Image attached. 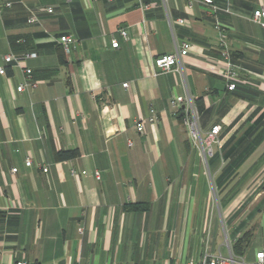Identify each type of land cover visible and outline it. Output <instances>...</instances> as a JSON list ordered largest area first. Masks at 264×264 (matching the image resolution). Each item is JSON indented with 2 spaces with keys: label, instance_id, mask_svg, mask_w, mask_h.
<instances>
[{
  "label": "crops",
  "instance_id": "0c3cea01",
  "mask_svg": "<svg viewBox=\"0 0 264 264\" xmlns=\"http://www.w3.org/2000/svg\"><path fill=\"white\" fill-rule=\"evenodd\" d=\"M6 1L0 264H170L203 254L253 263L264 250V28L250 18L264 0H212L216 12L203 0ZM217 24L238 73L233 91L218 72ZM63 35L74 43L60 62ZM182 42L192 46L180 71L152 76V60ZM10 53L35 57L5 64ZM24 68L37 84L17 92ZM176 96L199 108L203 138L220 126L211 155L191 143L170 106ZM62 150L79 155L54 161Z\"/></svg>",
  "mask_w": 264,
  "mask_h": 264
},
{
  "label": "built area",
  "instance_id": "2783aa9c",
  "mask_svg": "<svg viewBox=\"0 0 264 264\" xmlns=\"http://www.w3.org/2000/svg\"><path fill=\"white\" fill-rule=\"evenodd\" d=\"M89 2H94L96 0H87ZM195 0H187L188 5H191L192 2ZM202 4L209 7L210 11L216 12L217 7L213 4L212 0H203ZM11 3L6 0H0V7L8 8L10 7ZM47 13H51L52 9L47 8ZM250 20L259 25L260 27L264 28V7H260L253 11ZM37 22V18L35 16H31L28 18V23L34 24ZM177 23L182 24L183 20H177ZM217 28L219 30V43L217 46V50L220 54V57L224 61V66L218 70L219 74L222 76L225 82V88L228 91H233L236 88V79L238 76L236 66L231 61L230 52L228 46L226 44V33L220 24H217ZM119 35L123 39H127V32L124 29L119 31ZM58 43L62 46V49L65 54L70 51V46L74 43L72 37L68 35H63L58 37ZM117 40H111V47L117 48L118 47ZM192 44L189 42H182L179 47L175 48V51L171 54H164L155 57L152 60L151 66V73L152 76H158L161 74H165L171 71H180L179 60L181 57L188 54L191 49ZM34 53H26L21 56H16L12 53L7 54L3 57V62L5 64L15 63L17 65L21 64L22 61L26 58H34ZM0 75L5 76V68L2 66L0 67ZM37 82L32 80L31 70L28 68H24V80L22 83L16 88L17 92H21L22 90L28 88L33 90L36 87ZM126 87V84L122 85ZM170 106L174 110L175 114H180L182 118V122L186 128L188 133L189 139L191 143L199 148L204 156L211 155V146L213 144L218 143V135L220 133V126L213 125L209 131L207 132L206 136L203 138L201 135V131L198 124L199 113L198 110L193 102V100L188 96H176L170 99ZM151 116L148 118V122H155L156 118L153 114V111H150ZM144 121L140 120L135 123V129L137 132L141 133L143 131ZM25 166H31L30 158L25 160ZM46 168H42L43 172H46ZM13 174L17 172V168H11L10 170ZM71 176H77V172L75 170H70ZM82 175H86L85 171L81 172ZM94 178L96 180H100V173L98 171L94 172ZM79 233H82V228L78 229ZM16 264H25V263H16ZM170 264H264V250H261L255 254V261L253 263H246L243 260L237 261L232 256H221L218 255H208L203 254L197 260H187V261H175Z\"/></svg>",
  "mask_w": 264,
  "mask_h": 264
},
{
  "label": "trees",
  "instance_id": "16d2710c",
  "mask_svg": "<svg viewBox=\"0 0 264 264\" xmlns=\"http://www.w3.org/2000/svg\"><path fill=\"white\" fill-rule=\"evenodd\" d=\"M24 39V43L23 44H18V47H20L19 49H25L26 45V41L27 39L26 38H23ZM16 40H18L17 38H12L11 39V43L16 45L15 42ZM63 54H64V51L62 50V53L59 55V60L60 62H63ZM196 105V104H195ZM197 107V106H196ZM198 111H199V108H197ZM179 118H181V115L179 114L178 116ZM79 153L77 150H62V151H54L53 152V159L54 161H57V162H61V161H66V160H71V159H74L76 157H78ZM250 238V234L249 233H245L239 240L238 242L236 243V250H241L245 245L246 243L248 242Z\"/></svg>",
  "mask_w": 264,
  "mask_h": 264
}]
</instances>
